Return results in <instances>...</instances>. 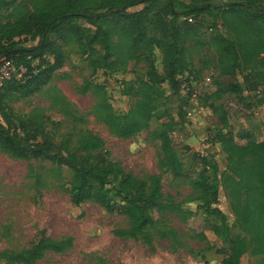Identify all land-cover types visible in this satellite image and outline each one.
<instances>
[{
    "label": "trees",
    "instance_id": "1",
    "mask_svg": "<svg viewBox=\"0 0 264 264\" xmlns=\"http://www.w3.org/2000/svg\"><path fill=\"white\" fill-rule=\"evenodd\" d=\"M138 6L143 8L129 11ZM2 11H11L15 19L0 20V67L4 60L14 69L12 77L0 83V152L13 159H41L56 168L68 169L72 181L63 189L72 205L93 203L110 215L123 217L128 229L114 234L141 240L151 250L153 215L162 217L166 212L161 174L169 173L176 185L191 189L206 216L219 219L214 230L228 241V249L221 251V264H242L241 258L247 253L264 255V138L257 141L247 130L233 134L227 122L221 120L226 132L220 136V145L227 164L220 183L245 234L229 237L224 231L225 218L214 207L219 188L215 176L206 177L203 163L195 176L184 173L169 127L149 132L163 96L160 86L167 83L173 95L179 94L180 78L191 67L187 58L198 54L194 50L196 39L205 27L206 17L224 31L210 42L220 56V75L231 74L230 69L261 66L256 76L263 86L264 102V62L259 59L264 52V0H97L96 6L91 0H0V14ZM193 18L194 23L188 22ZM26 37L36 43L21 45L20 39ZM76 47L92 72L101 68L124 73L131 63L144 64V79L124 87L126 95L135 98L124 115L113 113L103 86L88 83L76 92L94 95L93 117L112 136L130 140L145 132L150 142H158L157 166L161 174L135 177L110 158L98 136L81 132L55 142L45 133L48 117L39 111L22 117L14 114L10 107L12 95L19 99L42 96L54 73ZM154 50L161 52L162 74L155 68ZM227 90L242 93L238 85H228ZM212 173L215 175L214 170ZM72 244L70 238L57 241L40 231L27 248L11 254L0 252V260L6 264H35L47 254L65 252Z\"/></svg>",
    "mask_w": 264,
    "mask_h": 264
},
{
    "label": "rangeland",
    "instance_id": "2",
    "mask_svg": "<svg viewBox=\"0 0 264 264\" xmlns=\"http://www.w3.org/2000/svg\"><path fill=\"white\" fill-rule=\"evenodd\" d=\"M91 1L97 5V0ZM142 8L138 6L129 11ZM14 19L11 11L0 14V20ZM195 21L193 18L191 22ZM217 24L211 18H205V27L196 39L198 46L194 49L198 54L187 58L191 67L180 78L179 94L173 95L167 83L160 86L163 96L158 100L149 132L169 127L174 152L184 173L195 176L203 163L206 177L213 179L215 176L219 188L214 207L225 218L224 231L229 237H243L245 234L220 183L227 164L220 145V136L226 132L221 120L227 122L233 134L247 130L257 141L264 138L263 86L256 76L262 67L230 69L231 74L221 76L220 56L210 45L213 37L224 33ZM29 39L21 38V45L26 47L36 43ZM153 53L155 68L162 74L161 52L154 50ZM259 59L264 62V52ZM144 74L143 63H131L124 73L101 68L92 72L80 56V48L76 47L63 67L54 73L42 96L19 99L13 94L14 102L10 107L19 117L32 111L48 117L45 133L55 142L90 132L103 141L110 158L119 162L125 172L138 178L150 177L161 174L157 166L158 142H150L145 132L130 140L112 136L93 117L94 95L76 92L88 83L103 86L113 113L124 115L135 102L134 97L126 95L124 87L136 85L144 79ZM228 85L240 86L242 93H230ZM56 101L61 104H55ZM236 143L245 144L243 141ZM161 176L166 212L162 217L153 215L151 250L141 240L114 234L128 229L129 224L123 217L110 215L93 203L72 205L63 189L72 181L68 169L56 168L41 159H13L0 152V252H19L44 231L45 236L53 240L70 238L72 248L61 254H47L35 264H221V251L228 249V241L224 234L214 230L219 219L204 214L201 203L194 199L187 185H176L169 173ZM263 257L247 253L241 263L263 264ZM0 264L6 263L0 260Z\"/></svg>",
    "mask_w": 264,
    "mask_h": 264
},
{
    "label": "built area",
    "instance_id": "3",
    "mask_svg": "<svg viewBox=\"0 0 264 264\" xmlns=\"http://www.w3.org/2000/svg\"><path fill=\"white\" fill-rule=\"evenodd\" d=\"M191 19H188V22H191ZM14 73L13 66L10 62L4 61L2 62V65L0 67V83L6 80H9ZM195 96V93H193V97Z\"/></svg>",
    "mask_w": 264,
    "mask_h": 264
}]
</instances>
